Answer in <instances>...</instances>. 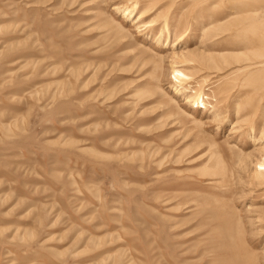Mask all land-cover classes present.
Instances as JSON below:
<instances>
[{
  "label": "rangeland",
  "instance_id": "374dc122",
  "mask_svg": "<svg viewBox=\"0 0 264 264\" xmlns=\"http://www.w3.org/2000/svg\"><path fill=\"white\" fill-rule=\"evenodd\" d=\"M135 3L0 0V264H264V70L246 67L244 9L141 0L139 27ZM160 12L176 23L157 43ZM185 46L202 69L182 64L178 91ZM199 88L206 108L187 102Z\"/></svg>",
  "mask_w": 264,
  "mask_h": 264
},
{
  "label": "bare ground",
  "instance_id": "6f19581e",
  "mask_svg": "<svg viewBox=\"0 0 264 264\" xmlns=\"http://www.w3.org/2000/svg\"><path fill=\"white\" fill-rule=\"evenodd\" d=\"M135 1H136V3H135L133 8L125 5L127 7L124 8L122 11H123L125 16H129V15L132 16V14H133V17L136 18L138 15L139 20H138L137 24H139L138 26L141 27L140 23L145 24L146 21L144 20V18H146L147 16L149 17L148 11L150 10L151 6L150 5H145L143 7L138 6V4L141 3V0H135ZM116 8L119 9V11L121 10V8L118 6ZM242 8L244 9V11H241V12L243 15L246 16L247 21L243 24V26H241V28L238 29L236 34L237 35H244L245 37H247L249 39L246 42H244V44H243V46H244L243 54L246 56L245 59L249 61L248 65L246 67L247 68L258 67L257 69L264 70V33L262 32L264 30V19H263L264 18L263 17L264 16V4H263L262 0H257V2H255V3H251V0H235V3H232L230 5V9L232 10V12L236 13L237 15L240 14L239 10L240 9L242 10ZM134 12H136V14H134ZM231 14L232 13H230L228 15L226 12L225 13L221 12L219 14H211L210 13L208 15V17L203 16V17H206V19H205L206 21L204 19L203 20H204V22L207 23V24H204V22L201 20L202 21L201 22L202 23L201 29H202L203 35H207V31L211 27L213 28L214 25H219L220 23L226 24V22L231 21L232 20ZM161 16H162V14L160 12L156 16L155 19L151 20L152 24H151L150 30L153 33L154 38H155L154 40L157 43L162 42V40H164L165 42L168 41V39L172 35L173 30H171V29H172L174 23H176V22H174V19L170 20L167 16H166V18H164V20H161L160 23H157V22H159ZM201 17H202V15H201ZM176 18H178L176 21H179V17H176ZM198 20H199V18H198ZM155 25H158V26L154 27ZM179 25L181 26V24H179ZM157 29H158V31H157ZM178 29L179 28H177V31H178ZM193 29H194L193 27H190L187 25L179 34L176 33L177 36L175 37L174 42L181 43V42L187 41L191 37V35L193 34ZM208 33H209V31H208ZM207 36H209V35H207ZM238 39H240V38H238ZM179 43H177L176 45H178ZM188 51H190L189 48L187 46H185L184 48L181 49V51H179V50L177 51L176 48H174L173 53L171 54L173 56V69H172V71H173L174 78L176 79V82L178 84L177 88H176L178 91H182L184 89H187L188 88L187 85H189L192 82V78H193V74L190 72H186L182 68V64H183V66H184V64H188L190 66V68L192 69V71H195V70L198 71V70L202 69V68H200V65L202 64L201 62H199V63L193 62L192 60L185 57L184 54L187 53ZM165 59H166V57H165L164 53H162V52L158 53L157 55H155V65L158 67H161L163 65V62ZM185 83H186V85H185ZM187 102L194 104V106H197V107H201V108L205 107L206 108L208 101H206L205 98L203 97L202 88H199V89L194 90L192 93L187 95ZM257 143L262 144V148H260V150H259L261 157H260V160H258L257 164H256V167L258 168V167L264 166V134H261L257 138ZM262 168H264V167H262Z\"/></svg>",
  "mask_w": 264,
  "mask_h": 264
}]
</instances>
